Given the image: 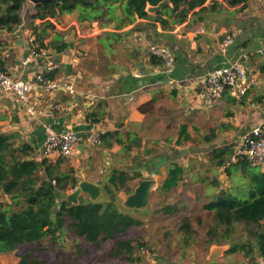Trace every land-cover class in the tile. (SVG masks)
Masks as SVG:
<instances>
[{
	"label": "crops",
	"instance_id": "crops-1",
	"mask_svg": "<svg viewBox=\"0 0 264 264\" xmlns=\"http://www.w3.org/2000/svg\"><path fill=\"white\" fill-rule=\"evenodd\" d=\"M115 6V13L105 12L95 20L83 18L79 10L32 20L37 5L26 1L20 28L16 32L0 30V68L34 82L41 63L24 65L23 59L30 48L29 37L38 29L47 45L57 36V42H68L63 51L51 45L47 49L59 65L53 77L71 85L73 92L63 86L47 91L34 85L29 100L24 102L0 90V132L13 135L16 148L29 145L27 158L39 164L45 159L38 176L50 185H56V180L47 175L46 165L58 174L70 172L79 181L99 184L101 199L104 186L116 173L128 177L119 192L127 199L126 188L135 190L144 174L151 175L157 185L148 206L132 208L138 212L131 210L129 214L135 218L141 213L138 220L142 222L150 221L154 211L169 205H177L187 214L199 209L209 212L205 206L210 201L232 190L225 165L217 166L213 158L192 157L199 153L195 151L181 159L171 157L184 148L208 147L218 140L216 147L231 145L234 149L243 135L264 121V5L260 0L237 4L207 0L178 21L171 4L161 12L150 13L148 19L137 16L134 22L126 20L122 4ZM159 13L168 19L165 27ZM46 21L55 29L48 28ZM245 29L260 35L245 39ZM228 34L234 35V41L224 51L222 42ZM153 43L166 44L174 51L176 62L171 70L153 60L149 49ZM241 55H246L244 64L253 75L249 91L238 97L226 90L214 103H208L201 93L204 75ZM49 127L58 132H78L81 141L74 160L58 152L45 154ZM94 131L101 132L102 144L89 143L88 136ZM212 132L215 140L206 142ZM167 151L169 156L158 157ZM173 163L193 172L184 174L177 185L164 188ZM139 171L141 176L136 177ZM74 190L68 184L58 194V207L62 201L69 202L66 195ZM61 194H65L64 200L59 198ZM0 201L11 203L1 189ZM81 201L92 200L83 193ZM62 238L52 245H64ZM78 249L67 245L65 252L75 254ZM20 258L17 250L0 253V264H19ZM259 259L255 247L253 254L225 253L209 264H249Z\"/></svg>",
	"mask_w": 264,
	"mask_h": 264
},
{
	"label": "trees",
	"instance_id": "trees-1",
	"mask_svg": "<svg viewBox=\"0 0 264 264\" xmlns=\"http://www.w3.org/2000/svg\"><path fill=\"white\" fill-rule=\"evenodd\" d=\"M27 0H0V30L16 32L24 23L23 10ZM162 0H57L50 1L48 6L37 5V13L31 18L46 19L55 17L65 12L71 13L79 10L82 17L91 20L98 19L103 13H115V4H122L123 14L128 21L134 22L136 17L149 18L147 10L149 5H157ZM172 12L177 20H184L189 12L198 6H203L207 0H171ZM230 4H237L242 0H226ZM115 8V11H112ZM107 9V10H105ZM159 20L165 25L167 18L161 16ZM48 28L55 29V25L46 21ZM45 30V29H43ZM38 45L47 48L51 45L56 51L67 48L68 42H57L58 36L50 43L45 44L42 33L35 29ZM59 35V33H58ZM157 64L164 63L159 57L153 56ZM53 76V72L51 73ZM215 132L208 135L206 142H213ZM14 136L0 132V189L8 194L11 203L0 201V253H10L21 246L31 245L38 250L53 248L60 236L73 232L90 244H102L107 240H115L118 235L125 234L131 227L141 225L142 221L126 214L117 208L115 204V192L119 191L128 179L127 176L114 174L104 186L109 201H81L72 204L66 201L60 202L58 207V194L63 192L71 184L76 188L79 179L71 176L70 172L56 173L50 166H45L49 177L56 180V185L42 182L38 176L40 166L45 165V159L39 164L35 159L27 158L29 145L14 147ZM234 149L231 145L215 147L210 154L217 166L226 167V172L232 180L238 175L244 186L235 183L231 191H223L215 200L210 201L205 208L212 214V218L222 223L227 228L235 222L245 224V238L232 242L226 250L227 254L246 251L253 254L258 248L260 258H264V169L261 165L248 159H239L228 164V160ZM60 163L63 162L61 159ZM237 172H233L236 171ZM185 169L178 163H173L169 170L168 180L164 182V188H171L182 179ZM136 177L141 172L135 173ZM130 194L134 189L126 188ZM162 211L166 213L178 212L177 205L164 206ZM187 239L193 233L191 219L185 217L182 228ZM231 230V229H230ZM211 233V230L209 231ZM49 241L50 244H45ZM141 245V243H139ZM136 244L132 239H120L116 241L112 250L115 254H125V258L135 263L133 254ZM31 251L20 255L19 264H47V262ZM61 259V256L60 258ZM63 264H71L73 257L64 253Z\"/></svg>",
	"mask_w": 264,
	"mask_h": 264
},
{
	"label": "rangeland",
	"instance_id": "rangeland-1",
	"mask_svg": "<svg viewBox=\"0 0 264 264\" xmlns=\"http://www.w3.org/2000/svg\"><path fill=\"white\" fill-rule=\"evenodd\" d=\"M112 11H115V8H112ZM170 154L169 151L165 153L161 152L158 157L160 155L161 157L169 156ZM194 155L192 157L212 158L211 154L206 153L204 155H199V153ZM178 159H181V157ZM184 169V174L193 172L189 167H184ZM233 172H237V170ZM230 180L232 188L234 187V182L244 186L243 181L238 175H234V182L232 179ZM119 192L120 190L114 194L117 208L131 214L130 211L132 209L129 210L124 205L126 199L121 198ZM109 198L110 195L105 191L104 196L97 201L106 203L109 201ZM183 211L179 210V212L174 213L172 216H165L164 213L166 212L163 211L164 213H162L161 209H158L153 212L150 221H144L141 225H135L125 234L118 235L117 239L107 240L99 245L87 243L73 232H69L67 235H62L61 241H64V245L62 246L53 245V248L41 251L36 247L33 248L31 245H24L17 250V253L21 255L31 251V253H34L33 255L45 260L47 264H63L62 256L64 253L73 257L71 264H133L125 258L124 253L115 254L112 252L117 240L127 238L134 240L136 244L133 254L134 264H209V262L225 255V249L231 246L229 245L231 242L240 241L245 238V224L241 222H235L233 226L227 228L226 225L215 221L210 212L199 209L187 214ZM132 212L136 213L138 211L132 210ZM140 214L137 213L135 218L140 219L138 218ZM185 217L191 219L194 230L192 234H189L191 235L189 239H187L185 231L181 229ZM210 230L211 233H209ZM67 245H73L74 249L75 247L78 249L81 246L82 250L78 249L79 252L75 254L68 251L65 252ZM218 249L220 251L222 249V252L218 256L211 258V252ZM60 256L61 259H59Z\"/></svg>",
	"mask_w": 264,
	"mask_h": 264
},
{
	"label": "built area",
	"instance_id": "built-area-1",
	"mask_svg": "<svg viewBox=\"0 0 264 264\" xmlns=\"http://www.w3.org/2000/svg\"><path fill=\"white\" fill-rule=\"evenodd\" d=\"M260 1L264 5V0ZM29 41L30 48L23 59V64L29 65L38 61L42 67L35 75L34 82L14 76L9 71L0 68V90L9 91L24 102L29 100L34 85L43 87L47 91L57 90L63 86L73 92L71 85H64L61 80L51 76V73L58 69V62L50 55L47 48L38 45L34 33H31ZM233 41L234 35H226L222 42V49L227 51ZM149 49L153 56L163 60L167 69L171 70L174 67L176 55L170 46L153 43ZM245 58L246 55H241L228 64L214 67L204 75L201 93L208 103H214L226 90L238 97L244 96L249 91L254 81L250 69L244 64ZM80 141V135L73 129L58 132L49 127L44 145L45 154L58 152L66 159L74 160L78 154ZM88 141L90 144H102L101 132H91ZM244 158L264 166V121L250 129L235 144L228 164ZM249 264H264V258Z\"/></svg>",
	"mask_w": 264,
	"mask_h": 264
},
{
	"label": "water",
	"instance_id": "water-1",
	"mask_svg": "<svg viewBox=\"0 0 264 264\" xmlns=\"http://www.w3.org/2000/svg\"><path fill=\"white\" fill-rule=\"evenodd\" d=\"M34 4L39 5L42 4L45 7L48 6V3L50 1H54L57 3V0H31ZM173 3L171 0H162L159 4L157 5H149L147 7V10L149 13H158L163 11L164 8L170 6ZM156 18H152V22H155ZM255 35H260L259 32H255L254 30H247L245 29V33L243 34V36L245 37V39H248L250 37H254ZM217 143H219V140L216 143H211L208 147H193V148H184L182 150H180L178 153H176L175 155H173L171 158L174 160L176 158H179L182 155H189L191 154L193 151L195 152H199V153H204L207 151H210L212 149H214L217 145ZM157 185V180L153 177H151V175H143V178L140 180L138 186L135 188V190L130 193L127 197V199L124 201V205L128 208H137V209H145L148 204H149V200L152 194L153 189L156 187ZM83 193H87L89 194L90 198L92 201H97L100 198L101 195V187L99 184L88 181V180H82L79 182V184L76 186L74 192H72L71 194L66 195L67 200L72 203V204H79L80 203V197ZM61 200L65 199V194H61V196L59 197ZM228 248L226 247L225 252ZM222 252L218 249L215 251L211 252V258H214L216 256H218L219 253ZM223 255V253H222Z\"/></svg>",
	"mask_w": 264,
	"mask_h": 264
}]
</instances>
